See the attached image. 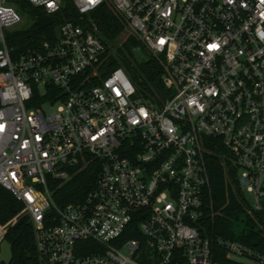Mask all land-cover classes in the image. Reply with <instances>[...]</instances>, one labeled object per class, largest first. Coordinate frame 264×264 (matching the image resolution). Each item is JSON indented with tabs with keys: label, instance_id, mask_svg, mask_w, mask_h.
Segmentation results:
<instances>
[{
	"label": "built area",
	"instance_id": "obj_1",
	"mask_svg": "<svg viewBox=\"0 0 264 264\" xmlns=\"http://www.w3.org/2000/svg\"><path fill=\"white\" fill-rule=\"evenodd\" d=\"M27 3L76 13L12 55L23 15L0 0V186L28 216L39 264H264V0ZM101 6L159 65L155 97L100 68L110 41L86 17ZM213 155L245 215L236 234V216L226 234L212 228ZM86 165L93 185L56 202L52 184Z\"/></svg>",
	"mask_w": 264,
	"mask_h": 264
},
{
	"label": "trees",
	"instance_id": "obj_2",
	"mask_svg": "<svg viewBox=\"0 0 264 264\" xmlns=\"http://www.w3.org/2000/svg\"><path fill=\"white\" fill-rule=\"evenodd\" d=\"M5 1L25 19L23 24L14 28L6 36L7 45L12 48V55L25 52L35 46L41 37L52 36L54 29L61 22L76 20V13L70 5H66L56 13L46 14L41 9L30 7L27 0ZM86 18L97 26L106 41H110L111 51L106 54L107 57L100 67L103 72L120 66L141 94L155 97L162 88L159 78L161 70L155 60L146 53L138 41L124 35L120 22L108 7H98ZM135 50L140 53L138 59L135 57ZM208 161L209 195L212 208L216 212L212 217V228L214 232L226 234L229 221L236 216L239 208L238 191L232 177L230 176L231 180L228 179L217 156H211ZM95 174V168L92 165H86L76 171L68 181L53 183V199L58 203L81 199L93 185ZM21 207V203L0 186V223L15 215ZM255 218L264 225V217L255 215ZM259 236L258 231L251 230L245 241L252 239L261 246L262 239ZM1 239L8 243L10 256L6 262H0V264H39L33 243L32 227L26 214L18 216L13 224L8 225Z\"/></svg>",
	"mask_w": 264,
	"mask_h": 264
},
{
	"label": "rangeland",
	"instance_id": "obj_3",
	"mask_svg": "<svg viewBox=\"0 0 264 264\" xmlns=\"http://www.w3.org/2000/svg\"><path fill=\"white\" fill-rule=\"evenodd\" d=\"M25 22V19L23 17V20L21 22V24H23ZM43 110L45 113H49L51 111L54 110V106H50V105H43ZM25 214L24 212H22V210L20 209L15 215H13L11 218H9L8 220H6L3 223H0L2 225H11L15 222V220L18 218V216ZM244 219H245V215L244 213H237L236 217L234 219L231 220L230 222V227L233 231V233H238L240 232V230L244 227ZM10 256V252H9V246L8 243L5 240H2L0 237V262H6L8 260Z\"/></svg>",
	"mask_w": 264,
	"mask_h": 264
},
{
	"label": "water",
	"instance_id": "obj_4",
	"mask_svg": "<svg viewBox=\"0 0 264 264\" xmlns=\"http://www.w3.org/2000/svg\"><path fill=\"white\" fill-rule=\"evenodd\" d=\"M135 57L138 59L140 57V53L138 50H135Z\"/></svg>",
	"mask_w": 264,
	"mask_h": 264
},
{
	"label": "snow or ice",
	"instance_id": "obj_5",
	"mask_svg": "<svg viewBox=\"0 0 264 264\" xmlns=\"http://www.w3.org/2000/svg\"><path fill=\"white\" fill-rule=\"evenodd\" d=\"M161 43H163V41H161ZM209 47L214 48V47H216V45H210Z\"/></svg>",
	"mask_w": 264,
	"mask_h": 264
}]
</instances>
